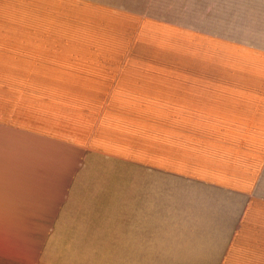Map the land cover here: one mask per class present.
<instances>
[{
	"label": "crops",
	"instance_id": "1",
	"mask_svg": "<svg viewBox=\"0 0 264 264\" xmlns=\"http://www.w3.org/2000/svg\"><path fill=\"white\" fill-rule=\"evenodd\" d=\"M200 1L227 21L132 29L119 0H0V188L100 194L0 201V264H264V0ZM63 147L94 168H12Z\"/></svg>",
	"mask_w": 264,
	"mask_h": 264
},
{
	"label": "rangeland",
	"instance_id": "2",
	"mask_svg": "<svg viewBox=\"0 0 264 264\" xmlns=\"http://www.w3.org/2000/svg\"><path fill=\"white\" fill-rule=\"evenodd\" d=\"M119 4L122 6V10L120 9L122 11L121 13L125 14L124 18L131 19L134 22L129 25L132 29H144L143 26H146L147 29H210L199 25V23L194 20L185 19L184 14L201 13L205 17H210L209 19L207 18V20H212V17H218L220 18V21H225L228 15V11H226L227 2L213 3L200 0H119ZM231 5L236 11L235 12L233 10L236 22H239L242 19L244 4L242 2H234L231 3ZM151 34H156V36L151 35L156 37V41L163 40L160 37V35L164 34L163 32L155 31ZM173 44L174 45L172 47L171 42L170 49H167L171 50V53H167L165 55L166 57L179 56V44ZM175 50L177 51L175 52ZM158 147L159 146H157V148ZM160 148H163V146H160ZM63 149H65V152L53 157L52 161H30L26 159L23 162L11 163L13 164L12 168H22L26 170L41 169L58 175L59 173H70L74 170L94 168V164L88 165L80 160L82 159V154L71 151L66 147H63ZM172 150L177 151L178 147H176V149L172 147ZM18 153L28 156L30 151L18 150ZM126 168L129 170L131 169L130 167L120 166L119 164V173L122 174L121 177H119V202L131 201L132 194L123 192V190L126 187L137 185L136 180L126 174ZM80 180L83 179L71 177L45 178L42 189H38L37 191L33 190L29 192H22L20 194L9 191L6 192L0 188V201L60 203L69 201L96 200L100 194L97 192H89L90 189H86L84 184L79 182Z\"/></svg>",
	"mask_w": 264,
	"mask_h": 264
}]
</instances>
